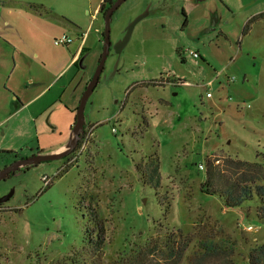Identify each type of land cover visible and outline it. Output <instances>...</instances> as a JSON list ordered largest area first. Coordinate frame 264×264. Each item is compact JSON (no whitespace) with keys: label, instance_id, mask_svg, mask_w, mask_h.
Returning a JSON list of instances; mask_svg holds the SVG:
<instances>
[{"label":"rangeland","instance_id":"obj_1","mask_svg":"<svg viewBox=\"0 0 264 264\" xmlns=\"http://www.w3.org/2000/svg\"><path fill=\"white\" fill-rule=\"evenodd\" d=\"M100 3L0 0V169L68 142L103 49ZM263 11L264 0H125L85 106L88 140L0 180V264H249L261 210L211 192L249 184L233 161L264 163V17L244 30ZM62 34L72 42L55 45Z\"/></svg>","mask_w":264,"mask_h":264},{"label":"water","instance_id":"obj_2","mask_svg":"<svg viewBox=\"0 0 264 264\" xmlns=\"http://www.w3.org/2000/svg\"><path fill=\"white\" fill-rule=\"evenodd\" d=\"M125 0H114L106 9L105 13L103 14V21H104V29H103V49L101 56L99 58L96 70L88 82L81 98L78 103V107L76 109L75 117H74V123L70 129L69 139L68 142L58 150L55 151H48L46 152H37L35 154L26 156V157H20L17 158V160H14L12 163L6 165L2 169H0V180L7 178L11 174H13L15 171L28 168L30 166H36L42 162H50L55 160H61L68 154H70L72 151L75 150V148L78 147L79 141L82 138L84 131H85V106L87 103V100L89 96L92 94L94 88L96 87L99 76L103 70L105 60L107 58V55L110 51L111 47V41H110V31H111V17L113 13L119 8V6L124 2ZM145 16V14L137 16L134 20L130 22V24L127 26L125 30L124 37L114 46L115 52L119 55L125 45L127 44L131 32L133 30V27L135 24ZM10 198V193L6 194L4 196H0V203H3L7 201Z\"/></svg>","mask_w":264,"mask_h":264},{"label":"trees","instance_id":"obj_3","mask_svg":"<svg viewBox=\"0 0 264 264\" xmlns=\"http://www.w3.org/2000/svg\"><path fill=\"white\" fill-rule=\"evenodd\" d=\"M113 1L114 0H102L99 6V10H98V13H100L102 17L106 9L108 8V6ZM257 17H264V11L251 17L248 20L247 24L245 25L244 30L247 27L248 23ZM102 36H103V31H102ZM86 128H87V124L85 125V129ZM80 145H81V142L79 146ZM10 152L11 151H8L7 153H10ZM17 157L20 158L23 156H20V155L18 156V154L14 155V158L17 159ZM233 163L236 169L242 170L246 176L251 177L249 184L230 183V185H227V186L223 185L224 193L221 191H213L211 193L217 194L219 196H225L226 203L228 206L238 207V206H241L244 202H250L251 205L255 204L256 208L261 210V213L263 214V216H261L260 219H261V222L264 223V163L263 164L258 163V162L251 163V162L241 161V160L233 161ZM157 168H158V165H155L152 169L154 177L156 176L158 177L159 175ZM208 179H210L209 173H207L206 181ZM203 185L205 186V182L203 183ZM202 191L204 193L209 194V192H207L208 191L207 187H205V190H202ZM97 243H100V242L97 241ZM206 249L214 252L215 244L210 243L206 247ZM248 261H249V264H264V244H260L259 246H256L255 248L251 249V251L248 254Z\"/></svg>","mask_w":264,"mask_h":264},{"label":"built area","instance_id":"obj_4","mask_svg":"<svg viewBox=\"0 0 264 264\" xmlns=\"http://www.w3.org/2000/svg\"><path fill=\"white\" fill-rule=\"evenodd\" d=\"M82 39L84 38V36H82L81 37ZM72 42V38L71 37H69L68 35H66V34H62L61 36H59V37H57V38H54V44L55 45H65V44H69V43H71ZM189 53L192 55V57L193 58H195V59H198L199 57H200V54H199V52L197 51V50H189ZM176 84H186V82H177ZM206 96L207 97H209V96H211V93L209 92V91H207L206 92ZM88 135H89V132L88 131H86V129H85V131H84V134H83V136H82V138L80 139V142L81 143H85L87 140H88ZM198 168L200 169V170H202L203 169V165L202 164H199L198 165ZM42 180L47 184V183H49V179H48V177H46V176H42Z\"/></svg>","mask_w":264,"mask_h":264},{"label":"crops","instance_id":"obj_5","mask_svg":"<svg viewBox=\"0 0 264 264\" xmlns=\"http://www.w3.org/2000/svg\"><path fill=\"white\" fill-rule=\"evenodd\" d=\"M101 2H102V0H101ZM99 6L100 5H98L97 7H96V9H95V12L96 13H98V10H99ZM84 34H86V33H84ZM86 36V35H85ZM84 41H85V39L83 38H81V42H80V44L78 45V47H77V49H76V51H75V53L72 55V57H71V59H70V62L71 61H73V60H78V58L80 57V55H81V51H82V46H83V44H84ZM25 104H27V103H25ZM21 105H23V104H21ZM62 147V145H60V146H58V147H56L54 150H51V151H55V150H58V149H60Z\"/></svg>","mask_w":264,"mask_h":264},{"label":"flooded vegetation","instance_id":"obj_6","mask_svg":"<svg viewBox=\"0 0 264 264\" xmlns=\"http://www.w3.org/2000/svg\"><path fill=\"white\" fill-rule=\"evenodd\" d=\"M72 152H74V151H72ZM72 152H71V153H72ZM3 203H4V202H3ZM3 203H0V209H1V210H2V205H3Z\"/></svg>","mask_w":264,"mask_h":264}]
</instances>
